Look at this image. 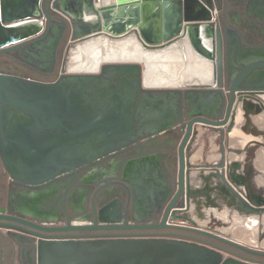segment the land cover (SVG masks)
<instances>
[{
    "label": "flooded vegetation",
    "instance_id": "obj_1",
    "mask_svg": "<svg viewBox=\"0 0 264 264\" xmlns=\"http://www.w3.org/2000/svg\"><path fill=\"white\" fill-rule=\"evenodd\" d=\"M212 4L211 24L176 42L186 41L184 58L187 44L195 71L205 76V82H190L196 85L149 87L139 63L69 71L72 50L89 37L81 38L85 28L76 18L70 21L58 13L50 14L48 30L43 21L34 42L0 54V75L11 78L0 88V215L61 230L46 233L0 219L20 228L0 229L6 231L0 236V264H36V235L60 240L175 238L239 259L264 258L197 234L184 219L168 216L162 226L178 192L179 149L189 123L222 122L233 89L230 116L239 98L247 103L264 96V0ZM230 140L218 127L194 123L184 148L186 161L196 168L215 167ZM211 193L202 189L196 194L190 216L200 227L217 225L213 220L206 224L204 216L206 208L217 211L223 204ZM183 204L182 195L175 207ZM187 212L179 215L189 218Z\"/></svg>",
    "mask_w": 264,
    "mask_h": 264
},
{
    "label": "water",
    "instance_id": "obj_2",
    "mask_svg": "<svg viewBox=\"0 0 264 264\" xmlns=\"http://www.w3.org/2000/svg\"><path fill=\"white\" fill-rule=\"evenodd\" d=\"M78 7L77 23L85 31L81 38L106 37L122 39L135 37L140 48L145 51H158L170 47L192 29L211 24L214 11L212 0H0V54L26 46L36 39L46 21L48 30L50 14L64 15L70 21L74 19L67 14L73 4ZM74 8V7H72ZM218 74L220 75L221 46L217 30ZM11 78L0 75V88ZM232 100L226 118L219 123L197 119L188 125V130L179 149L178 192L169 203L162 226L166 219L187 220L194 225L191 231L212 238L227 246L248 254L264 257V252L246 249L228 237L209 232L199 227L190 217L181 216L184 210L191 207L192 183L201 179L197 171L215 169V181L224 185L236 198L242 211L260 214L264 212V196L250 188L248 176L241 174L242 165L229 161V147L223 151L222 162L215 167L196 168L188 161L184 148L191 135L194 123L218 127L223 135L230 137L236 123L237 106L242 102L239 98L235 112L230 116L234 106L235 90L231 91ZM243 120L246 126L240 132L246 133L252 124V117H263L264 105L260 99L245 103ZM260 131V130H259ZM264 136V132H260ZM196 175V178L193 176ZM205 175V173H204ZM208 178V176H205ZM244 192H243V190ZM242 193H247L245 197ZM183 195V207H175V203ZM0 219L13 221L35 230L51 233L61 231L56 228H42L27 221L0 215ZM20 229L10 224H1L0 229L11 231ZM24 231V230H22ZM25 232H28L25 230ZM35 244L36 264H264L241 260L226 256L217 248L175 238H119L96 240H60L39 237Z\"/></svg>",
    "mask_w": 264,
    "mask_h": 264
},
{
    "label": "bare ground",
    "instance_id": "obj_3",
    "mask_svg": "<svg viewBox=\"0 0 264 264\" xmlns=\"http://www.w3.org/2000/svg\"><path fill=\"white\" fill-rule=\"evenodd\" d=\"M183 41L186 42L185 40H181L179 43H176L163 50L150 52V51L142 50L135 37H127V38L114 39V40L108 39L106 37H93L92 39H89L87 42L79 43L72 50L70 57L68 59L69 60L68 70L71 72L92 71L99 64L109 63V62L139 63L144 66V82L149 87L152 86V87L163 88V87H176V86L179 87L190 86L191 84L190 82H192L191 80H197V82H205L206 79L204 74L203 73L198 74L197 71H195V68L193 66L194 56L192 52L189 51L187 44H185L187 60L184 58L185 49L183 47L184 45ZM194 71L195 73H193ZM191 85H196V83H192ZM260 101L264 105V96L260 97ZM245 105H246L245 103H241L237 106L236 123L232 133L230 134L231 140H232L231 135L234 132L239 133L244 126V125L242 126L243 124L242 107ZM263 118L264 117L259 116L255 120V123L258 126V128L263 127L264 124ZM229 154L231 155L233 154L236 156L238 155V153L234 152V150H231ZM195 159L196 157H193L191 161L193 162L195 161ZM197 173H200L202 175L200 176L201 177L200 180H197L195 183H192L191 207H190V212L189 213L187 212L188 215L190 216V213L195 208V198L197 196L196 194L200 190L202 189L207 190V194H209V192H212L211 194L213 197L216 192V194L218 195L217 198L221 199L223 202L222 207L217 211L211 208L209 209L206 208L204 211V216H205V221H208L209 219V221L206 224H208L211 220H213L217 223V225L214 227H210V225H208L209 226L208 227L205 225L201 228L209 230L210 232L220 234L224 237H228L229 239L240 244L249 245L253 248H259V247L264 248V212L257 215V214H253L250 211L248 212L242 211L241 208L239 207L240 205L239 201L236 198H234V196L230 193V191L227 190V188L224 185L215 181L214 178L215 169H211V170L201 169L197 171ZM205 176H208V178H205ZM193 177L196 178V175H194ZM251 180H250V188H252V190H254L256 193L262 194L264 196V182L256 181V177L254 178V181ZM246 194L247 193H242V196L245 197L247 196ZM241 219L243 220L242 221L243 225L245 226L247 231L242 230L241 234H237L238 233L236 232L237 229H235L234 231L233 228L238 226V220L240 221ZM259 229H261L260 232Z\"/></svg>",
    "mask_w": 264,
    "mask_h": 264
},
{
    "label": "crops",
    "instance_id": "obj_4",
    "mask_svg": "<svg viewBox=\"0 0 264 264\" xmlns=\"http://www.w3.org/2000/svg\"><path fill=\"white\" fill-rule=\"evenodd\" d=\"M72 7H74L76 9V13H75V11H68L67 14L69 16H71V17L76 18L78 16V14H79V11H78L79 9H78V7H77V5L75 3L73 4ZM191 81L192 82L193 81L197 82V80H191ZM189 82H190V80H189ZM176 87H179V86H176ZM263 117H264V115H263ZM256 119H257V117H254V118L252 117V120H253L252 124L258 129L257 130L258 131L257 134L259 133L257 135L258 138L255 137L256 129H254L252 127H250L251 129L248 128L246 130V133L241 132V134H240V132L239 133L234 132L231 135L232 142H231V144L229 146V149L234 150V152L238 153V155L237 156L233 155V154L231 155L229 153H228V155H229V161L237 162V163L239 162L242 165L241 174H245V176H248L247 178H248L249 182H250L251 179H252L251 181H254L255 177H256V181L264 182V177H263L264 176V152H263V150H264V136L260 135L261 134L260 132H264V124H263V127L261 126L262 128H258V126L255 123ZM263 120H264V118H263ZM257 145H260V146H257ZM258 150H259V152H258ZM226 151H227V149H226ZM245 151H247V152H245ZM249 154H250V156H249ZM246 156H248L249 159ZM241 260L248 261V262H253V263H264L263 261H258V260L250 259V258H241Z\"/></svg>",
    "mask_w": 264,
    "mask_h": 264
},
{
    "label": "rangeland",
    "instance_id": "obj_5",
    "mask_svg": "<svg viewBox=\"0 0 264 264\" xmlns=\"http://www.w3.org/2000/svg\"><path fill=\"white\" fill-rule=\"evenodd\" d=\"M243 220L241 219L240 221L238 220V226L237 227H235V228H233V230L235 231V229H237L236 230V232H238L237 234H241V231L242 230H244V231H247V229L245 228V226L243 225V222H242ZM260 230L261 229H259V232H260ZM233 231V232H234ZM2 232V233H1ZM210 232V231H209ZM0 236H2L3 234H6V231L5 230H1L0 231ZM201 240H204V241H206V242H208V243H211V244H213V245H215V246H221L219 243H217V242H213V241H211V240H209V239H201ZM242 246L244 247V248H246V249H249V250H253V251H258V252H264V248H253V247H251V246H249V245H244V244H242ZM234 253H236V254H243V253H239V252H236V251H233ZM226 255V254H225ZM226 256H230V254H227ZM255 260H258V261H263L264 262V258H255Z\"/></svg>",
    "mask_w": 264,
    "mask_h": 264
}]
</instances>
